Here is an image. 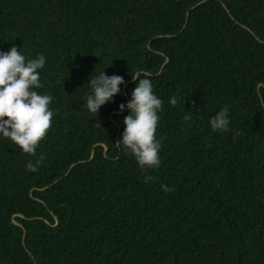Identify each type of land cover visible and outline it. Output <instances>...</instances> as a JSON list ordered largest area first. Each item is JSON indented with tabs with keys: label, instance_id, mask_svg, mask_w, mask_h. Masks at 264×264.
I'll return each instance as SVG.
<instances>
[{
	"label": "trees",
	"instance_id": "obj_1",
	"mask_svg": "<svg viewBox=\"0 0 264 264\" xmlns=\"http://www.w3.org/2000/svg\"><path fill=\"white\" fill-rule=\"evenodd\" d=\"M14 46L54 117L36 156L0 135V264H264V0H0ZM101 72L126 83L94 117ZM132 76L164 101L158 169L116 145Z\"/></svg>",
	"mask_w": 264,
	"mask_h": 264
},
{
	"label": "clouds",
	"instance_id": "obj_2",
	"mask_svg": "<svg viewBox=\"0 0 264 264\" xmlns=\"http://www.w3.org/2000/svg\"><path fill=\"white\" fill-rule=\"evenodd\" d=\"M46 57L40 54L35 59H26L17 47L10 51H0V135L9 139L19 147L23 153L36 156L37 148L46 139L53 126L54 113L50 109L53 97L50 94L41 95L36 89L43 87L40 70L45 67ZM138 84L131 92V99L125 104H120V111L125 107L130 109V114L124 118L125 130L122 140L117 141L125 152L133 155L142 169H158L161 166L159 152L161 141L156 138L159 115L163 110L164 101L154 94L153 85L149 78H139ZM122 76H108L101 72L98 76H91L90 86L92 94L85 97L89 112L98 116L103 105L113 100L120 93V86L125 84ZM177 103L174 97L170 104ZM7 117V119H5ZM185 121L190 119L185 116ZM97 126H101L99 122ZM214 132L229 131L230 119L227 107L222 108L210 120ZM239 135V133H235ZM44 156H40L35 164L29 162V171H37ZM155 180L153 176H146L145 182ZM165 192L174 191L167 185H161Z\"/></svg>",
	"mask_w": 264,
	"mask_h": 264
}]
</instances>
